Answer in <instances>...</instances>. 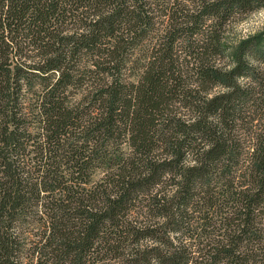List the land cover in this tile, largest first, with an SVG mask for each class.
Returning a JSON list of instances; mask_svg holds the SVG:
<instances>
[{
    "label": "trees",
    "instance_id": "trees-1",
    "mask_svg": "<svg viewBox=\"0 0 264 264\" xmlns=\"http://www.w3.org/2000/svg\"><path fill=\"white\" fill-rule=\"evenodd\" d=\"M264 0H0V264H264Z\"/></svg>",
    "mask_w": 264,
    "mask_h": 264
},
{
    "label": "rangeland",
    "instance_id": "rangeland-1",
    "mask_svg": "<svg viewBox=\"0 0 264 264\" xmlns=\"http://www.w3.org/2000/svg\"><path fill=\"white\" fill-rule=\"evenodd\" d=\"M234 38H245L264 30V9L248 15L233 26Z\"/></svg>",
    "mask_w": 264,
    "mask_h": 264
}]
</instances>
